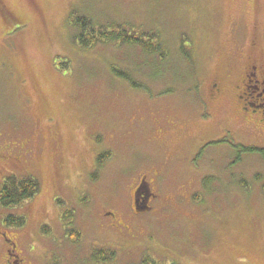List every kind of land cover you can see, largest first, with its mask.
I'll return each mask as SVG.
<instances>
[{
    "label": "rangeland",
    "instance_id": "374dc122",
    "mask_svg": "<svg viewBox=\"0 0 264 264\" xmlns=\"http://www.w3.org/2000/svg\"><path fill=\"white\" fill-rule=\"evenodd\" d=\"M82 14L158 31L168 54L83 49ZM254 65L264 78V0H0V187L40 181L0 223L24 217L5 229L37 264H264V125L241 108L262 102L242 98Z\"/></svg>",
    "mask_w": 264,
    "mask_h": 264
},
{
    "label": "trees",
    "instance_id": "16d2710c",
    "mask_svg": "<svg viewBox=\"0 0 264 264\" xmlns=\"http://www.w3.org/2000/svg\"><path fill=\"white\" fill-rule=\"evenodd\" d=\"M72 24L77 29L74 34L75 41L83 49H90L102 43H115L119 46L130 45L140 47L144 52L154 55L160 60H164L168 54L163 49V42L158 31H136L131 29L132 26L128 28L125 23L113 26L103 25L86 14L75 17ZM112 70L117 76L128 79L133 86L138 85L132 75L123 73L116 66ZM254 149L256 148L248 147L246 150ZM109 155V152L103 153L98 158V165H103ZM39 189L40 181L33 175L21 177L16 175L8 176L0 187V205L2 207L18 206L33 198ZM4 222L9 226L21 227L25 224V219L23 216L10 214L5 216ZM112 253L109 254L103 249L98 250L94 254V259H96V262H104L112 258Z\"/></svg>",
    "mask_w": 264,
    "mask_h": 264
},
{
    "label": "flooded vegetation",
    "instance_id": "af4514ba",
    "mask_svg": "<svg viewBox=\"0 0 264 264\" xmlns=\"http://www.w3.org/2000/svg\"><path fill=\"white\" fill-rule=\"evenodd\" d=\"M247 75L248 78H250L249 83L252 84L248 83L243 87L244 92H242V98H244L245 94L256 90L259 94L258 98L262 102L257 104L256 101H244L241 106L242 111L244 113L246 112L245 114L250 117L249 120L254 123V125H264V78L258 75V67L255 65ZM219 88L220 86L217 87L216 84H213L214 94L220 91ZM238 98H241V96L239 95ZM249 107L253 108L250 113ZM259 110H261L262 112L259 113ZM140 185L141 184L137 185V187L135 188L133 197L134 205H136V208L138 209L137 211L144 210L150 207L147 202L150 201L151 192L146 186V190H144L142 192V195H140L141 190H143ZM140 203L141 206L139 205ZM4 221L5 217L2 218L0 223V264H37L29 256H27V253H29L28 251L27 253H24L23 250L20 249L16 240V236L12 233L9 234V231L5 229L6 226H8V228H11L12 226L5 224Z\"/></svg>",
    "mask_w": 264,
    "mask_h": 264
}]
</instances>
